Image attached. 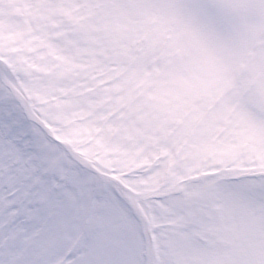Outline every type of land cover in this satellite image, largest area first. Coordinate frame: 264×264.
<instances>
[{
  "label": "snow or ice",
  "instance_id": "snow-or-ice-1",
  "mask_svg": "<svg viewBox=\"0 0 264 264\" xmlns=\"http://www.w3.org/2000/svg\"><path fill=\"white\" fill-rule=\"evenodd\" d=\"M0 264H264V0H0Z\"/></svg>",
  "mask_w": 264,
  "mask_h": 264
}]
</instances>
